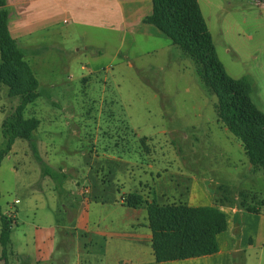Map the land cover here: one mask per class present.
Returning <instances> with one entry per match:
<instances>
[{
  "label": "rangeland",
  "instance_id": "rangeland-1",
  "mask_svg": "<svg viewBox=\"0 0 264 264\" xmlns=\"http://www.w3.org/2000/svg\"><path fill=\"white\" fill-rule=\"evenodd\" d=\"M198 2L227 73L250 79L252 100L264 112V2ZM45 40L48 47L55 46L43 52L39 67L30 61L40 97L24 112L26 119L40 121L34 138L44 161L38 148L35 154L29 141L17 139L0 169V205L6 214H15L12 228L28 241L31 256L29 261L13 257L16 264L143 262L151 245L127 237L143 230L130 225L120 205L127 185L141 190L140 177L150 181L161 204L186 195L193 176L207 179L208 185L213 180L230 185L233 192L264 196V171L250 173L241 142L219 122L216 96L180 47L139 36L122 43L117 34L95 30ZM82 75L88 77L81 80ZM18 104L3 87L0 149L5 143L2 124ZM106 155L131 158L138 167L126 168ZM149 165L153 178L140 170ZM44 168L65 173L54 180L43 176ZM63 175L65 181L78 182L77 195L64 190ZM84 187L92 188V194L79 195ZM146 213L138 216L139 222H145ZM50 228L53 258L38 263L35 242L38 254L46 257Z\"/></svg>",
  "mask_w": 264,
  "mask_h": 264
},
{
  "label": "trees",
  "instance_id": "trees-1",
  "mask_svg": "<svg viewBox=\"0 0 264 264\" xmlns=\"http://www.w3.org/2000/svg\"><path fill=\"white\" fill-rule=\"evenodd\" d=\"M143 22L157 28L161 35L195 61L201 80L217 98L219 122L241 142L253 168L264 171V112L252 100L250 79H236L227 73L198 0H152V13ZM39 86L23 51L9 33L6 0H0V100L3 87L8 88V97L19 99L14 112L2 124L5 143L0 149V167L17 139L29 141L37 153L34 133L40 121L26 119L24 112L40 97ZM48 173L57 179L58 173ZM62 178L65 181L64 175ZM218 190L223 195V202L236 203L248 212H264V196L260 193L233 192L223 185ZM124 205L134 209L146 207L156 262L215 254L219 251L217 236L227 229L225 214L215 207L160 204L156 200L149 202L138 193L128 194ZM13 220L0 205V261L4 264H8Z\"/></svg>",
  "mask_w": 264,
  "mask_h": 264
},
{
  "label": "crops",
  "instance_id": "crops-1",
  "mask_svg": "<svg viewBox=\"0 0 264 264\" xmlns=\"http://www.w3.org/2000/svg\"><path fill=\"white\" fill-rule=\"evenodd\" d=\"M6 7L8 9L9 33L23 51L25 60L30 66V61H32L39 67L40 62L43 61L40 59L43 52H48L50 48L55 46L53 44L48 47L45 44V38L48 35L69 37L75 33L81 37L86 36L90 30H95L117 34L122 43L126 41L127 37L135 38L137 36L146 40H169L161 35L153 25L143 22L152 13V0H6ZM88 47L85 45V49H88ZM78 52L79 50L76 51V53ZM31 68L34 71L33 66ZM81 69L86 70L85 67H81ZM34 73L37 77L35 71ZM86 77L88 76L82 75L81 80ZM37 148L39 158L44 161L40 155L39 142L37 143ZM105 158L119 160V162L127 166L126 168L138 167L137 162L131 158L127 160L121 157H110L109 155H106ZM248 164L250 173L258 170L253 168L249 159ZM152 169V165L140 168L141 173H145L147 178L148 176L153 178V174L150 173L148 175L147 172V170ZM64 171V169L51 170L54 174H63L65 173ZM43 176H50L48 169H43ZM149 182V180H146L144 183L143 177H140L138 183L141 190L135 192L137 186L131 188V186L127 185V180L125 179L123 184L124 186L127 185L128 190L123 194V200L120 202V205L127 210L126 217L129 218L127 220L130 221V225L143 230L140 233L137 230L130 232L126 234L128 235L127 237L135 242L144 240L145 243H150L151 245L150 253L143 255L144 261L138 264H264V212H248L239 208L236 203L223 202V195L218 188L223 185L231 189L230 185H224L213 180L208 185L207 179L196 176L191 178V184L186 195L179 196L173 202L165 204L184 203L192 208L215 207L223 212L227 220V229L217 236L219 251L212 255L197 258L156 262L152 250V233L148 228L146 207L134 209L124 205V198L130 193H138L149 202L156 200L157 193L150 187ZM77 183L74 182L73 178L66 180L63 188L77 195L78 192H74L76 191L75 185ZM142 186H144V190ZM89 189L90 195L93 189L90 187ZM238 191L240 190H235V192ZM143 211L147 212V219L144 223L138 220V216ZM11 217L16 220L15 214ZM49 230L52 232V240L46 257L38 254L37 250L40 251V249L37 242H35L36 255L33 258L38 263L53 258L52 253L55 245L54 228ZM126 235L118 234L117 236L125 238ZM27 246L28 241L22 239L20 233L18 231L16 233L12 228L8 264L19 262V260H15V258L18 259L19 255L29 261L31 256L27 254Z\"/></svg>",
  "mask_w": 264,
  "mask_h": 264
},
{
  "label": "built area",
  "instance_id": "built-area-1",
  "mask_svg": "<svg viewBox=\"0 0 264 264\" xmlns=\"http://www.w3.org/2000/svg\"><path fill=\"white\" fill-rule=\"evenodd\" d=\"M90 193V189L88 187H84V189L81 190L80 195L84 196Z\"/></svg>",
  "mask_w": 264,
  "mask_h": 264
}]
</instances>
